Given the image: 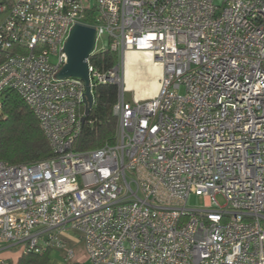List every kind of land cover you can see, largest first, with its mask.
<instances>
[{
  "label": "built area",
  "instance_id": "1",
  "mask_svg": "<svg viewBox=\"0 0 264 264\" xmlns=\"http://www.w3.org/2000/svg\"><path fill=\"white\" fill-rule=\"evenodd\" d=\"M76 23L95 28L92 95L117 87L114 142L83 151V82L55 77ZM105 49L121 64L100 71L90 57ZM128 51L160 66L151 97L125 99ZM11 91L52 157L0 160V251L70 261L72 233L90 264H264V0L0 3V114Z\"/></svg>",
  "mask_w": 264,
  "mask_h": 264
},
{
  "label": "trees",
  "instance_id": "2",
  "mask_svg": "<svg viewBox=\"0 0 264 264\" xmlns=\"http://www.w3.org/2000/svg\"><path fill=\"white\" fill-rule=\"evenodd\" d=\"M117 62V55L107 49L91 55L90 63L103 71ZM117 87L112 84L93 87L94 102L85 116L73 148L76 151L95 149L113 143L117 120L112 113ZM0 114V160L10 164L33 163L52 157V151L31 109L17 93L3 97ZM78 114L83 116L84 106ZM49 250L42 254L22 253L16 264H46Z\"/></svg>",
  "mask_w": 264,
  "mask_h": 264
},
{
  "label": "water",
  "instance_id": "3",
  "mask_svg": "<svg viewBox=\"0 0 264 264\" xmlns=\"http://www.w3.org/2000/svg\"><path fill=\"white\" fill-rule=\"evenodd\" d=\"M95 43V28L80 23H76L69 31L64 43L66 63L58 70L55 77L64 79L68 77L78 78L83 82L84 93V114L81 118L83 122L93 105L94 97L90 91V80L88 76V65L86 59L93 51Z\"/></svg>",
  "mask_w": 264,
  "mask_h": 264
},
{
  "label": "bare ground",
  "instance_id": "4",
  "mask_svg": "<svg viewBox=\"0 0 264 264\" xmlns=\"http://www.w3.org/2000/svg\"><path fill=\"white\" fill-rule=\"evenodd\" d=\"M139 61L144 62L146 69H148L153 74V77L151 76L152 78L150 80L148 79V81H146L139 78V66L136 67L137 62ZM160 74L161 68L154 62L150 53L142 51H128L126 53L124 67L125 87L126 90L134 89L136 97L154 95L158 88V78ZM146 82H148V85L146 84L144 87H142L141 85Z\"/></svg>",
  "mask_w": 264,
  "mask_h": 264
},
{
  "label": "crops",
  "instance_id": "5",
  "mask_svg": "<svg viewBox=\"0 0 264 264\" xmlns=\"http://www.w3.org/2000/svg\"><path fill=\"white\" fill-rule=\"evenodd\" d=\"M16 0H0V3L5 4L6 6H10ZM152 96V95H151ZM151 96L145 97H135V98H147ZM65 242L68 246H70L75 253V256L72 260L67 261L64 258V252L60 249H52L49 250V259L46 264H90L87 260L83 246L80 241H78L75 236L66 235L64 236ZM22 252L18 248H14L11 250H2L0 251V259L5 261V264H16L18 258Z\"/></svg>",
  "mask_w": 264,
  "mask_h": 264
},
{
  "label": "rangeland",
  "instance_id": "6",
  "mask_svg": "<svg viewBox=\"0 0 264 264\" xmlns=\"http://www.w3.org/2000/svg\"><path fill=\"white\" fill-rule=\"evenodd\" d=\"M93 1L94 0H88V3L89 4H92ZM107 42H108L107 41V38L105 36H102L96 42V49L105 48L107 46ZM125 60H126V55L123 56V67H125ZM117 61H119V63L121 64V56H120V54L118 55V60ZM144 64H145L144 62L139 61V62H137L136 67L139 66V69H138V71H139V78H141L142 80L144 79V80L148 81V79L150 80L153 77V74L148 69H146V65H144ZM146 84L148 85V82L143 83L141 86L144 87ZM180 92H183V90L181 89ZM124 95H125V99L127 101H132L136 97L135 90L134 89L126 90ZM216 200H217V202L220 205L224 204V199H223L222 196L218 195L216 197ZM202 204H203V199L201 197L191 195L189 197V199H188V205L189 206H196V207H198V206H201ZM68 235L75 236L72 233H69Z\"/></svg>",
  "mask_w": 264,
  "mask_h": 264
}]
</instances>
